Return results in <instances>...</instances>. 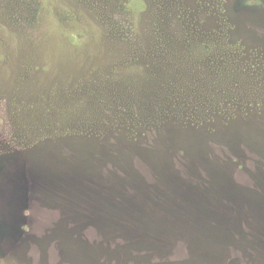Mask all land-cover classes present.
I'll list each match as a JSON object with an SVG mask.
<instances>
[{"label": "rangeland", "instance_id": "374dc122", "mask_svg": "<svg viewBox=\"0 0 264 264\" xmlns=\"http://www.w3.org/2000/svg\"><path fill=\"white\" fill-rule=\"evenodd\" d=\"M0 264H264V0H0Z\"/></svg>", "mask_w": 264, "mask_h": 264}, {"label": "trees", "instance_id": "16d2710c", "mask_svg": "<svg viewBox=\"0 0 264 264\" xmlns=\"http://www.w3.org/2000/svg\"><path fill=\"white\" fill-rule=\"evenodd\" d=\"M234 42L236 43V42H238V40L235 38V39H234Z\"/></svg>", "mask_w": 264, "mask_h": 264}]
</instances>
